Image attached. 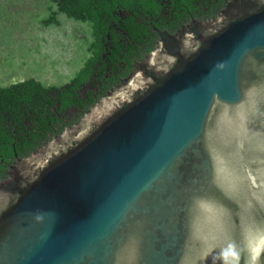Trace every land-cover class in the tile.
<instances>
[{
    "label": "water",
    "instance_id": "obj_1",
    "mask_svg": "<svg viewBox=\"0 0 264 264\" xmlns=\"http://www.w3.org/2000/svg\"><path fill=\"white\" fill-rule=\"evenodd\" d=\"M229 244L264 264V0L162 34L0 184V264H220Z\"/></svg>",
    "mask_w": 264,
    "mask_h": 264
},
{
    "label": "trees",
    "instance_id": "obj_2",
    "mask_svg": "<svg viewBox=\"0 0 264 264\" xmlns=\"http://www.w3.org/2000/svg\"><path fill=\"white\" fill-rule=\"evenodd\" d=\"M165 1L47 0V17L40 22L41 25L58 26L57 17L60 15L85 24L90 35V41L86 43L88 58L74 77L60 86H46L34 78L0 86V184L8 179L18 160L26 159L75 125L133 73L107 94L104 92L95 98L94 88L104 77L96 75L106 68L103 64L107 59L103 55L108 50L107 45L113 47L109 52L116 60L119 55L130 57L144 53L148 56L154 51L155 43L146 38L148 32L144 23H149L148 17L160 14ZM186 2L190 0L183 1ZM98 64L102 65L100 69L96 68ZM70 108L80 113L76 120L65 124ZM50 133L52 137L41 142L42 137Z\"/></svg>",
    "mask_w": 264,
    "mask_h": 264
},
{
    "label": "rangeland",
    "instance_id": "obj_3",
    "mask_svg": "<svg viewBox=\"0 0 264 264\" xmlns=\"http://www.w3.org/2000/svg\"><path fill=\"white\" fill-rule=\"evenodd\" d=\"M47 0H0V86L34 78L46 86L69 82L88 58L85 24L57 17L41 25Z\"/></svg>",
    "mask_w": 264,
    "mask_h": 264
},
{
    "label": "flooded vegetation",
    "instance_id": "obj_4",
    "mask_svg": "<svg viewBox=\"0 0 264 264\" xmlns=\"http://www.w3.org/2000/svg\"><path fill=\"white\" fill-rule=\"evenodd\" d=\"M184 0H166L165 6L160 14H155V17H148L149 23L145 24V29L148 34L146 38L150 42L158 44L162 34L174 35L182 28L188 26L192 22H208L216 19L221 12L228 6L232 0H190V2L183 3ZM124 14V13H122ZM124 15H132L125 13ZM147 25V26H146ZM108 50L103 55L104 59H107L103 65L106 68H102L101 72H98L96 76L103 75V79L97 82L94 91L97 93L95 98L116 88L119 83L127 78L134 70V66L144 59V53L134 54L133 56L119 55V59L112 58L111 53L113 47L108 46ZM110 47V48H109ZM110 49V50H109ZM102 67L101 64L97 65V69ZM105 71V72H103ZM68 119L64 120L65 124H68L77 119V114L80 111L74 109H68ZM56 130H54L55 133ZM53 134H48L42 137L41 142L48 140Z\"/></svg>",
    "mask_w": 264,
    "mask_h": 264
},
{
    "label": "clouds",
    "instance_id": "obj_5",
    "mask_svg": "<svg viewBox=\"0 0 264 264\" xmlns=\"http://www.w3.org/2000/svg\"><path fill=\"white\" fill-rule=\"evenodd\" d=\"M253 251L255 254L250 256L247 264H259V247L253 249ZM219 261L220 264H241V254L236 250L234 245L229 244L226 248L220 251Z\"/></svg>",
    "mask_w": 264,
    "mask_h": 264
}]
</instances>
